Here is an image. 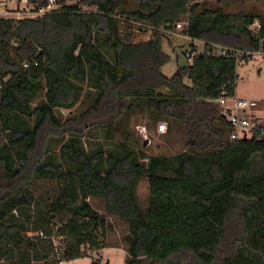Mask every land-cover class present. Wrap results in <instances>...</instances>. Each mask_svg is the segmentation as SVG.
<instances>
[{"label": "trees", "instance_id": "16d2710c", "mask_svg": "<svg viewBox=\"0 0 264 264\" xmlns=\"http://www.w3.org/2000/svg\"><path fill=\"white\" fill-rule=\"evenodd\" d=\"M229 1L55 0L64 8L0 18V264H102L88 249L109 223L91 197L127 225V264H264V133L230 141L217 102L236 95L238 64L264 52V13ZM180 22L204 50L168 77L164 41ZM136 114L167 121L165 138L182 133L187 148L131 146ZM87 126L127 139L89 149Z\"/></svg>", "mask_w": 264, "mask_h": 264}, {"label": "rangeland", "instance_id": "374dc122", "mask_svg": "<svg viewBox=\"0 0 264 264\" xmlns=\"http://www.w3.org/2000/svg\"><path fill=\"white\" fill-rule=\"evenodd\" d=\"M200 1L204 7H213L218 3V0H195ZM50 5L39 12L35 11L33 6L25 7L27 10L19 9L18 13H9L12 17H37L49 11L61 10L63 5H59L55 0H49ZM72 3V2H68ZM73 4V3H72ZM225 8L230 12L237 11H255L264 13V0H230L225 3ZM29 10V11H28ZM14 11V10H13ZM11 12V11H10ZM25 12V13H24ZM37 15H36V13ZM24 13V14H23ZM7 17V18H9ZM182 28H176L173 33L169 34L164 41V50L171 56L170 61L164 65L162 71L168 76L172 77L182 66H186L192 62L189 54L202 52L204 50V43L201 40H193L188 35L182 33ZM219 49V48H218ZM222 49H219L220 52ZM238 78L236 93L242 98L248 99L253 103L249 107V117L251 119H260L259 122L264 124V52H257L254 58L250 61H242L237 66ZM45 96V87L42 88L39 95L34 100V106L37 105ZM258 100V101H257ZM86 102L79 103L73 109H58L57 113L64 120L70 116H74L87 107ZM261 111V112H260ZM152 121L147 115L136 114L127 125L128 138L131 146L143 148L148 154H175L187 148L186 139L182 133L172 132L170 138H165L164 134H158L156 128L152 126ZM85 140L88 148H98L102 146L105 150H110L118 146L120 142L126 141L127 138L120 132L107 133L105 129L89 126L85 128ZM50 184V183H45ZM138 197L142 205H147L149 197V183L147 179L142 180L138 186ZM91 202L107 217L109 226L101 232V248L88 249L89 253L95 257L101 258L102 264H127V242L125 239L128 233L127 225L117 216L112 215L103 207V202L97 197H91ZM61 264H92V259L89 256H84L70 261H63Z\"/></svg>", "mask_w": 264, "mask_h": 264}, {"label": "built area", "instance_id": "2783aa9c", "mask_svg": "<svg viewBox=\"0 0 264 264\" xmlns=\"http://www.w3.org/2000/svg\"><path fill=\"white\" fill-rule=\"evenodd\" d=\"M7 0H0V3H5ZM0 4V18L9 17V13H20L19 9L9 10L6 5ZM22 10H27L25 7ZM11 11V12H10ZM29 11V10H28ZM25 13V12H24ZM23 13V14H24ZM36 13V12H35ZM22 14V13H20ZM37 15V13H36ZM25 16H23L24 18ZM35 17V16H33ZM38 17V16H37ZM12 18V17H9ZM15 19H19L22 17H15ZM184 22H180L176 25V28L183 29ZM261 28V23L259 19H256L254 23L251 25V29L253 31H258ZM190 55V54H189ZM37 63V62H35ZM38 64V63H37ZM29 63H26L25 66H28ZM217 102L222 107L223 115L228 119L229 124L231 125V133L229 140L234 141L242 138H251L253 137L254 132L258 129H261V132L264 133V126L261 124L258 119H251L249 117V107L251 108L252 103L242 97H238L237 95H221ZM156 131L158 134H163L168 131V122L165 120H161L158 122L156 126Z\"/></svg>", "mask_w": 264, "mask_h": 264}, {"label": "crops", "instance_id": "0c3cea01", "mask_svg": "<svg viewBox=\"0 0 264 264\" xmlns=\"http://www.w3.org/2000/svg\"><path fill=\"white\" fill-rule=\"evenodd\" d=\"M2 3V2H1ZM0 3V4H1ZM4 5H6V7L9 10H16V9H23L24 7H29L28 5V1L27 0H7L5 3H2ZM237 96L238 94L235 93ZM240 97V96H238ZM258 101V100H257ZM253 104V103H252ZM252 108V106H251ZM261 112V111H260ZM260 120V119H259ZM258 120V121H259ZM264 125V124H263Z\"/></svg>", "mask_w": 264, "mask_h": 264}]
</instances>
